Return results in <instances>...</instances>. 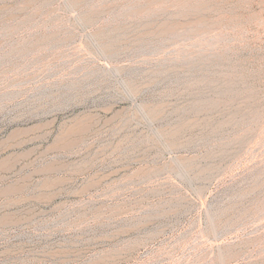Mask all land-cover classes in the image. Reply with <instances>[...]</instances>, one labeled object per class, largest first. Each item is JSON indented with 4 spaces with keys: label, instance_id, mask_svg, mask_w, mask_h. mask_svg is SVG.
Returning <instances> with one entry per match:
<instances>
[{
    "label": "rangeland",
    "instance_id": "1",
    "mask_svg": "<svg viewBox=\"0 0 264 264\" xmlns=\"http://www.w3.org/2000/svg\"><path fill=\"white\" fill-rule=\"evenodd\" d=\"M0 264H264V0H0Z\"/></svg>",
    "mask_w": 264,
    "mask_h": 264
}]
</instances>
